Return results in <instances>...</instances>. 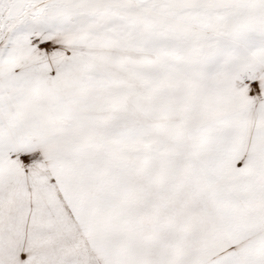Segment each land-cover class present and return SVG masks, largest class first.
<instances>
[{"label":"snow or ice","instance_id":"snow-or-ice-1","mask_svg":"<svg viewBox=\"0 0 264 264\" xmlns=\"http://www.w3.org/2000/svg\"><path fill=\"white\" fill-rule=\"evenodd\" d=\"M0 264H264V0H0Z\"/></svg>","mask_w":264,"mask_h":264}]
</instances>
